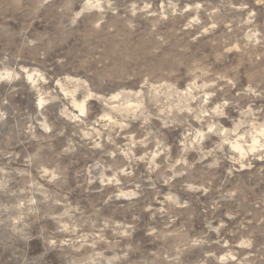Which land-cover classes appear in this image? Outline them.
I'll return each mask as SVG.
<instances>
[{
  "label": "rangeland",
  "instance_id": "1",
  "mask_svg": "<svg viewBox=\"0 0 264 264\" xmlns=\"http://www.w3.org/2000/svg\"><path fill=\"white\" fill-rule=\"evenodd\" d=\"M0 264H264V0H0Z\"/></svg>",
  "mask_w": 264,
  "mask_h": 264
}]
</instances>
